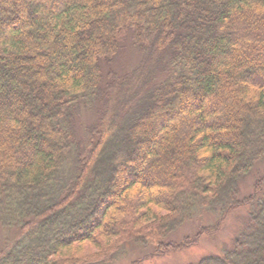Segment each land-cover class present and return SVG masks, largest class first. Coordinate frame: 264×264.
Segmentation results:
<instances>
[{
    "label": "trees",
    "instance_id": "trees-1",
    "mask_svg": "<svg viewBox=\"0 0 264 264\" xmlns=\"http://www.w3.org/2000/svg\"><path fill=\"white\" fill-rule=\"evenodd\" d=\"M262 68L264 0H0V264L160 255L239 208L197 264H264L262 181L237 195L264 157Z\"/></svg>",
    "mask_w": 264,
    "mask_h": 264
},
{
    "label": "rangeland",
    "instance_id": "rangeland-1",
    "mask_svg": "<svg viewBox=\"0 0 264 264\" xmlns=\"http://www.w3.org/2000/svg\"><path fill=\"white\" fill-rule=\"evenodd\" d=\"M127 55L123 65L130 64ZM114 65L108 66L112 70H117L119 63L114 62ZM264 72L262 68L260 70ZM94 116L90 112L80 110L75 116L74 122L80 129L92 123ZM261 180L264 187V157L257 162L248 175H246L238 184V197L242 199L252 193L253 184L255 181ZM247 218L246 208H239L238 210L229 213L222 221L217 231L212 234L197 235V230L201 227H209L212 222L211 217H207L203 221H191L182 225L173 235V243L178 244L184 240H194L188 246L181 247L173 251H165L160 255L153 254L156 249L153 245H146L144 250L137 248L134 245H128L123 257L120 255L115 262L111 264H197L204 258L221 256L225 249L231 247V243L235 238L239 229L245 224ZM10 235V234H9ZM9 236L8 240H12ZM16 236H14L15 238ZM4 239L0 235V250L3 246Z\"/></svg>",
    "mask_w": 264,
    "mask_h": 264
}]
</instances>
